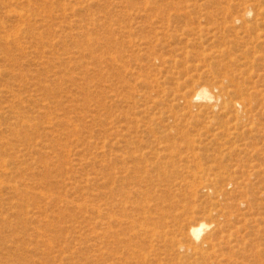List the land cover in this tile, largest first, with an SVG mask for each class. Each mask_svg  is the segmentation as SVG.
Returning <instances> with one entry per match:
<instances>
[{"label": "rangeland", "instance_id": "obj_1", "mask_svg": "<svg viewBox=\"0 0 264 264\" xmlns=\"http://www.w3.org/2000/svg\"><path fill=\"white\" fill-rule=\"evenodd\" d=\"M0 264H264V0H0Z\"/></svg>", "mask_w": 264, "mask_h": 264}, {"label": "bare ground", "instance_id": "obj_2", "mask_svg": "<svg viewBox=\"0 0 264 264\" xmlns=\"http://www.w3.org/2000/svg\"><path fill=\"white\" fill-rule=\"evenodd\" d=\"M47 1V0H46ZM41 2V1H40ZM32 3V2H31ZM33 5V4H32ZM21 10V9H20ZM19 11V10H18ZM24 12V11H23ZM27 13V12H26ZM37 13V12H36ZM39 13V12H38ZM15 14V13H14ZM22 15H23V13H22ZM25 15V14H24ZM18 16H20V15H18ZM22 18V17H21ZM197 96L198 97H200V96H203V97H210V95H208L207 93H206V91L205 90H203V93L201 94V93H199V94H197ZM203 225H206V223H202V224H200V225H198V226H196V227H193L192 228V234H193V236L195 237V238H197L198 236H199V233H200V231H201V229H202V226ZM191 232V231H190Z\"/></svg>", "mask_w": 264, "mask_h": 264}]
</instances>
